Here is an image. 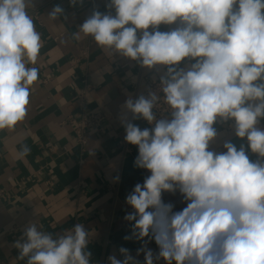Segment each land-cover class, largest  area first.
Returning a JSON list of instances; mask_svg holds the SVG:
<instances>
[{
    "label": "clouds",
    "instance_id": "9594fccd",
    "mask_svg": "<svg viewBox=\"0 0 264 264\" xmlns=\"http://www.w3.org/2000/svg\"><path fill=\"white\" fill-rule=\"evenodd\" d=\"M30 8L0 0V130L26 119L39 79ZM64 15L56 5L47 18ZM82 36L155 85L129 94L119 115L134 166L149 173L125 198L123 239L141 246L135 256L121 246L107 264H264V0H106L72 33ZM29 153L21 145L17 156ZM92 239L82 223L53 235L32 221L14 247L26 264H93Z\"/></svg>",
    "mask_w": 264,
    "mask_h": 264
},
{
    "label": "crops",
    "instance_id": "0c3cea01",
    "mask_svg": "<svg viewBox=\"0 0 264 264\" xmlns=\"http://www.w3.org/2000/svg\"><path fill=\"white\" fill-rule=\"evenodd\" d=\"M105 3L83 0L71 6L69 0H33L29 9L43 46L26 119L12 131L0 130V264H26L18 260L14 243L32 221L53 235L82 223L93 233L88 246L93 264H107L121 246L135 256L141 246L123 239L130 234L123 219L131 211L125 198L149 173L134 166L138 149L125 142L119 115L128 95L134 98L135 88L144 87L142 76L149 72L125 58H111L90 37L72 38L94 8L105 11ZM56 5L65 15L52 22L47 15ZM85 87L86 106L106 120L104 132H93L81 153L72 126L80 114L76 97ZM134 123L148 127L143 120ZM48 140L68 152L49 153L44 148ZM21 145L30 149L23 159L17 156ZM115 176L119 182H113ZM164 199L177 210L184 206L179 194H165ZM149 247L158 250L154 241ZM138 259L143 262V254Z\"/></svg>",
    "mask_w": 264,
    "mask_h": 264
},
{
    "label": "built area",
    "instance_id": "2783aa9c",
    "mask_svg": "<svg viewBox=\"0 0 264 264\" xmlns=\"http://www.w3.org/2000/svg\"><path fill=\"white\" fill-rule=\"evenodd\" d=\"M150 76H151L150 73L142 76V80L144 81V87L143 88H138V87L135 88L134 98L136 96H138L141 92H146V89L148 87H154L155 86V85H153V83L150 79ZM87 89L88 88L85 87V88L81 89L79 91V93L77 94L76 98H77L78 106L80 108V114L75 119L74 125L72 126L73 127L72 128L73 134L75 137V146H77L79 148V151L81 153H85L88 139L93 132H99V133L104 132V123L106 120V117L102 112L93 111L92 109H90L86 106L85 101H84L85 100L84 97H85V93H86ZM69 121H71L70 118H68V122ZM44 148L49 153H52L55 155L66 154L69 150L68 147H66V146L59 147L58 144H56L50 140H48L44 143ZM1 193H2V190H0V194ZM11 231H13V229H11ZM161 264H164V262L162 261Z\"/></svg>",
    "mask_w": 264,
    "mask_h": 264
}]
</instances>
